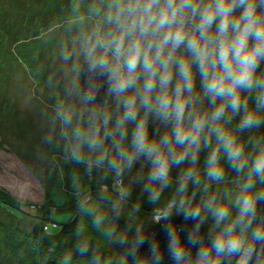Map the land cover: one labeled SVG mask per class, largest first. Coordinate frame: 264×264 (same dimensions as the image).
Wrapping results in <instances>:
<instances>
[{
    "label": "rangeland",
    "instance_id": "rangeland-1",
    "mask_svg": "<svg viewBox=\"0 0 264 264\" xmlns=\"http://www.w3.org/2000/svg\"><path fill=\"white\" fill-rule=\"evenodd\" d=\"M109 3L110 0H0V189L7 191L9 200L24 213L21 216L0 205V264H41V260L43 263L46 257L40 255L38 239L32 235L35 223L54 219L59 223L52 228L56 232L60 223L76 217L78 235L61 236V241L67 243L82 235L89 236L99 240L104 250L101 254L85 251L69 263L59 264L92 262L91 253L106 258L99 264H136L119 260L111 252V225L115 220L107 215L100 198L133 204L147 217L155 218L172 209L178 212L181 199L210 194L207 210L212 228L227 238L225 229L234 225L232 235L239 244L251 237L247 217L239 218L236 198L247 196L253 201L254 190L264 187V179L254 176L252 187L242 192L248 168L238 175L223 153L221 166L225 176L219 183L205 176V160L210 149L202 148L194 166L200 185L188 181L186 193H178L180 174L191 166L186 160L172 169L171 183L158 200L152 201L144 191L148 161L138 159L118 178L107 162L96 166L98 152L90 151L87 144L81 146L75 134L77 128L87 132L94 125L103 138V114L111 117L107 125L111 132L123 112V106L109 91L106 100L94 103L93 107L87 105L81 92L80 68L83 61H88V39L111 28L104 20ZM261 73H264V62L258 69V74ZM196 89L200 91L198 78ZM252 104L250 99V107ZM204 107H208L206 100ZM140 115L143 116L142 109ZM260 115L264 117V111ZM238 123L239 116L230 127L235 131ZM132 129V124L126 125L125 147L130 146ZM148 129L150 138L157 139L167 130L152 117H149ZM235 135L244 144L246 156L254 158L264 147V123ZM116 138L119 139L118 132ZM104 145L109 149V156L115 157L111 137ZM74 149L79 150L83 159L73 156ZM121 192L127 195L121 196ZM217 205L229 212L219 224L210 210ZM97 217L101 221L98 226ZM54 235L59 236L57 232Z\"/></svg>",
    "mask_w": 264,
    "mask_h": 264
},
{
    "label": "clouds",
    "instance_id": "clouds-1",
    "mask_svg": "<svg viewBox=\"0 0 264 264\" xmlns=\"http://www.w3.org/2000/svg\"><path fill=\"white\" fill-rule=\"evenodd\" d=\"M104 20L111 28L88 39V65L106 75L108 91L117 97L123 112L111 132L107 129L111 117L103 114V138L94 125L87 132L77 128L81 146L87 144L90 151L99 153L96 166L107 162L119 178L138 159L148 161L144 191L152 201L171 183L172 169L186 160L191 166L180 174L178 193H186L188 181L200 185L194 166L202 148L210 149L205 160L207 180L219 183L224 178L221 153L238 175L248 168L242 192L252 187L254 176L264 179V147L254 158L246 156L244 144L235 135L264 123L260 115L264 111V73L258 74L264 62V0H110ZM84 99L92 103L95 95L85 94ZM237 116L234 131L230 126ZM149 117L167 129L158 139L149 136ZM128 124L133 129L130 146L125 147ZM109 137L115 157L109 156L104 145ZM73 156L83 159L78 149ZM124 195L127 193L121 192ZM236 204L241 220L253 209L247 196H238ZM184 205L181 199L178 211ZM210 210L217 224L229 215L221 205ZM184 215L198 219L199 209H184ZM100 222L97 217L96 225ZM233 227L225 229L227 238L214 242L218 253L238 247ZM171 244L173 258L180 261L182 251L174 235ZM201 255L207 257L208 253Z\"/></svg>",
    "mask_w": 264,
    "mask_h": 264
},
{
    "label": "water",
    "instance_id": "water-1",
    "mask_svg": "<svg viewBox=\"0 0 264 264\" xmlns=\"http://www.w3.org/2000/svg\"><path fill=\"white\" fill-rule=\"evenodd\" d=\"M80 74L81 92L94 94L95 100L88 103L93 107L96 102L107 98L108 83L106 75L89 68L88 61H83ZM209 197H190L185 201L184 209H199V218H185L182 212H169L163 218L155 219L145 214H138L133 221H126L118 216V205L127 208L130 204L121 201L104 200L101 202L107 215L112 217L119 228L111 235L109 246H113L119 256L127 262L145 264H264V187H257L253 194V209L246 215L251 227V237L235 250L225 248L217 252L214 242L221 236L205 220L208 216L207 200ZM175 209H172L173 211ZM117 220V221H116ZM176 237L182 259L173 258L171 237ZM207 252V257L201 253ZM97 264V263H87Z\"/></svg>",
    "mask_w": 264,
    "mask_h": 264
},
{
    "label": "trees",
    "instance_id": "trees-1",
    "mask_svg": "<svg viewBox=\"0 0 264 264\" xmlns=\"http://www.w3.org/2000/svg\"><path fill=\"white\" fill-rule=\"evenodd\" d=\"M7 194H8L7 191H3L2 189H0V205L23 216L24 213L19 210L20 207L12 203L9 200V197L7 196ZM209 195H207V197H209ZM203 198H206V196H203ZM170 212L171 213L177 212V210H173ZM138 214H144V213L141 211V209H139L137 206H134L132 204L126 208V211L124 210L122 213H120L119 217L126 221H129V220L133 221L135 216H137ZM205 220L208 221V216L205 217ZM46 224L50 225L48 229L44 228ZM58 224L59 223L57 221H55L54 219H51V220L42 222L40 224L35 223L33 227L32 235L34 237H37L38 239V243H39L38 245L40 246L39 253L42 257H46L43 263L41 260V264H59L63 262L69 263V260H73L74 258L76 259V257H79L81 254L84 255L86 253L85 251L84 252L80 251L82 247L87 248L86 251L95 250V251H98V253L100 254L102 250H104L103 249L104 246L101 244L99 240L89 237V236L82 235L78 239L73 238L67 241V243H64L61 241V238H60L61 236L78 235V217H76L70 222H65L62 224L60 223V229L56 231L59 234V236L55 237L54 233L56 232L52 231V228L57 227ZM118 228H119V225L112 228V231H113L112 234L116 232ZM111 252H114L116 258H118L119 260L125 261L119 256V254L116 252L113 246L111 248ZM91 254H92L91 259L93 261L89 263L99 264V261L106 260V258L103 255L99 256L94 253H91ZM69 256H70V259H67L66 257H69ZM84 264H87V263H84ZM136 264H145V263H136Z\"/></svg>",
    "mask_w": 264,
    "mask_h": 264
},
{
    "label": "flooded vegetation",
    "instance_id": "flooded-vegetation-1",
    "mask_svg": "<svg viewBox=\"0 0 264 264\" xmlns=\"http://www.w3.org/2000/svg\"><path fill=\"white\" fill-rule=\"evenodd\" d=\"M120 206H121V205H118V207H119L118 209H120V210L118 211V213L114 214L113 216H118V217H119V216H120V213H122L124 210L126 211V208H122V209H121ZM118 214H119V215H118ZM116 221H117V220H116ZM117 224H118V222H116L115 225L118 226L119 224H118V225H117ZM116 226H114V227H116ZM114 227H113V228H114Z\"/></svg>",
    "mask_w": 264,
    "mask_h": 264
},
{
    "label": "built area",
    "instance_id": "built-area-1",
    "mask_svg": "<svg viewBox=\"0 0 264 264\" xmlns=\"http://www.w3.org/2000/svg\"><path fill=\"white\" fill-rule=\"evenodd\" d=\"M167 214H168V213H167ZM164 215H166V214L159 215V216L157 215V216L155 217V219H157V217L163 218ZM49 226H50L49 224H46V225L44 226V228H45V229H48Z\"/></svg>",
    "mask_w": 264,
    "mask_h": 264
}]
</instances>
